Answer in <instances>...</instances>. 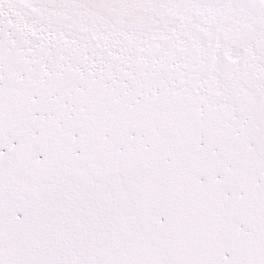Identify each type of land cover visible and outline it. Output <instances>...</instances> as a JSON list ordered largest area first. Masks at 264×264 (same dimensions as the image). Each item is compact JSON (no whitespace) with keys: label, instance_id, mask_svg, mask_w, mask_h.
<instances>
[{"label":"snow or ice","instance_id":"snow-or-ice-1","mask_svg":"<svg viewBox=\"0 0 264 264\" xmlns=\"http://www.w3.org/2000/svg\"><path fill=\"white\" fill-rule=\"evenodd\" d=\"M0 264H264V0H0Z\"/></svg>","mask_w":264,"mask_h":264}]
</instances>
